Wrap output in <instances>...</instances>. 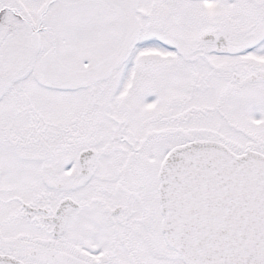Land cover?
<instances>
[{"label":"snow or ice","instance_id":"6c2138e0","mask_svg":"<svg viewBox=\"0 0 264 264\" xmlns=\"http://www.w3.org/2000/svg\"><path fill=\"white\" fill-rule=\"evenodd\" d=\"M0 264H264V0H0Z\"/></svg>","mask_w":264,"mask_h":264}]
</instances>
